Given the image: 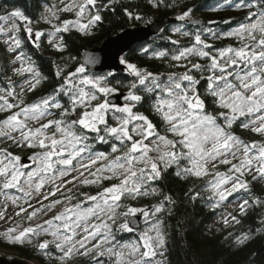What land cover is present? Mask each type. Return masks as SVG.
<instances>
[{
  "label": "snow or ice",
  "instance_id": "6c2138e0",
  "mask_svg": "<svg viewBox=\"0 0 264 264\" xmlns=\"http://www.w3.org/2000/svg\"><path fill=\"white\" fill-rule=\"evenodd\" d=\"M119 2L60 0V6L47 7L40 18L51 27L48 45L65 52L68 37L64 34L91 36L103 24L104 13H115ZM152 6L159 7V0H153ZM229 7L244 12V18L227 33L203 25L195 32L174 27L172 36L164 37L174 47H140L141 55L164 63L166 71L118 56L126 78H117L111 71L97 75L88 66L102 60L89 56L77 63L69 55L63 66L56 64V86L31 104L23 99L11 102L18 97L9 78V86L0 88V112L10 113L0 120V137L33 150L28 159L34 167L0 149V195L15 205L36 193L42 196L37 200L40 206L24 199L27 207L17 205L15 215L28 221L51 216L35 226H9L0 237L11 244L32 245L52 264H71L77 256L92 264H168L167 233L159 214L171 213L176 201L166 190L167 181H204L193 184L184 195L195 202L203 198L202 191L207 193L213 210L239 194L238 213L229 214L230 220L225 217V226L240 224L238 217L248 215L250 208H264V195H257L251 186L264 183V0H243ZM192 11H183L176 20L199 23L190 20ZM61 13H71L75 19H62ZM123 15L143 20L129 7H123ZM5 20L21 22L34 46H41L45 33L34 32L23 12L0 16V21ZM20 30L15 22L8 29L0 27V34L7 37V52L14 54L12 63L20 62L14 75L31 76L21 86L22 95L25 87L35 92L47 77L31 57L17 52L22 44L16 35ZM177 34L188 42L172 38ZM225 38H235L237 46L209 42ZM237 130L259 139H242ZM99 145H106V150L100 151ZM48 184L52 187L42 193ZM87 186L100 190L79 191ZM12 189L23 197L12 196ZM141 198L155 203L147 208L134 206ZM5 213L6 208L0 211V220L7 219ZM139 216L144 218L143 229L136 226ZM133 232L138 233L137 239L121 242L120 233ZM259 234H264V213L254 231L242 232L233 243L244 246Z\"/></svg>",
  "mask_w": 264,
  "mask_h": 264
},
{
  "label": "trees",
  "instance_id": "16d2710c",
  "mask_svg": "<svg viewBox=\"0 0 264 264\" xmlns=\"http://www.w3.org/2000/svg\"><path fill=\"white\" fill-rule=\"evenodd\" d=\"M152 2L153 0H120L116 5L117 11L115 13L105 12L103 24L94 29L91 36L83 37L75 32L70 35L64 34L68 37V48L63 53H58L52 49L44 38L40 41L41 46L39 48L35 47L21 29L19 36L22 44L19 50L23 51L26 56L31 57L36 69L41 72L42 76L47 77L37 86L35 92H25L23 101L26 104H31L38 100L40 96L47 95L58 83L55 76L56 64L63 66L69 55L76 57L77 63H81V56L84 52L99 48L104 41L126 30L147 27L157 20H173L159 34L146 42L133 46L123 55L127 56L131 62L138 64V66L166 71L164 63L150 60L146 55H141L139 52L140 47L151 46L157 50L174 47L168 40L164 39V37L172 36L171 30L174 27H181L182 31L195 32L203 25L211 28L214 32L223 34L238 27L244 18V12L229 7V5H234L237 2L243 3V0H159V7H153ZM51 5L52 0H0V16H6L14 10H19L29 17L31 25L36 30H44L47 25L43 23L40 17L44 7ZM123 7H129L134 13L142 15L143 20H129L123 15ZM188 9L193 10L190 20L199 23L193 24L190 21L176 20L177 15ZM61 17L73 18L70 13H62ZM149 20L151 22L147 23ZM209 21H215L216 23L210 24ZM224 21H229V23H224ZM172 38H179L183 44L188 42V38L180 37L178 34ZM209 42L219 47L237 46L235 38ZM61 56L65 57L64 61L60 59ZM8 57V52L0 45V88H7L9 78H11L12 85L16 90L24 77L14 75V72L10 70L12 63L8 60ZM115 76L126 78L127 73L115 74ZM7 115V113H0V120L5 119ZM237 134L241 135L242 139H248L250 136L259 139V137H255L244 130H237ZM10 144V142H0V149H6L8 152L22 157L29 155L31 151V149L13 147ZM97 147L100 151L107 148L106 145ZM221 170H223V167H221ZM193 184L200 186L204 184V181L192 180L185 183L172 179L166 182V190L170 191L176 201V204L172 206L171 213L159 214L167 233L166 258L168 264H264V234L253 236L244 246H237L233 243L235 236L240 235L242 232H248L249 229L255 230L260 215L264 213V208H250L248 215L238 217L241 221L240 224L234 223L223 229L218 228L213 225L212 221L225 211L226 206L239 200V194L236 197H230L229 201L213 210L208 207L210 202L206 199L207 193L203 191L201 192L203 198L195 202L185 197L184 193ZM251 186L257 195H264V187L261 189L260 184L252 182ZM98 190L100 189L97 187H81L79 189V191L91 194H95ZM244 195L247 196V194ZM152 203H155V200L151 198H141L139 201L133 202L134 206L145 208ZM229 233H232V236H229ZM119 235L122 238L121 242L138 238L137 234L133 233H120ZM0 247L16 252L23 262L33 261L36 264H52L50 258L35 251L30 244L4 245L0 241ZM71 264H92V261L77 256L74 257Z\"/></svg>",
  "mask_w": 264,
  "mask_h": 264
},
{
  "label": "rangeland",
  "instance_id": "374dc122",
  "mask_svg": "<svg viewBox=\"0 0 264 264\" xmlns=\"http://www.w3.org/2000/svg\"><path fill=\"white\" fill-rule=\"evenodd\" d=\"M65 2H68V0H65ZM52 5L60 6V0H52ZM48 7H50V6H48ZM46 8L47 7H44L43 13H44V11H45ZM71 15H72L73 18H70V19H75L74 15L73 14H71ZM13 22L17 23L20 26V29H23L24 25L21 22H19L18 20L17 21H13V20L0 21V27H3L5 29H8V28L11 27V24ZM30 26L33 28V31L34 32L35 31H42V32H44L45 35L42 36L41 39L44 38L47 41V34H48V32L51 31L50 25H47V28L44 29V30H36L31 24H30ZM19 33H20V31L18 33H16V35L20 38ZM25 36L27 38H29L30 42H32V39L27 35V33H25ZM5 39H7V37L4 36V35H2V34H0V45L3 47V49H5L7 51V45L4 43V40ZM19 51L20 50L18 49L17 52H19ZM8 54H9L8 60L12 63L13 58H14V54L9 53V52H8ZM17 67H20V62H16L15 64L12 63L11 66H10V70L13 71V69L14 68H17ZM124 73H126V71H124ZM23 77L24 78L20 81L19 85L17 86V89L15 90L18 98L12 100L11 102H13V103H19L20 102V99H23V95L25 94V92H27L26 87H25V91L21 95V86L23 85V83H24L25 80L31 79V76L29 74H25ZM0 94H2V93H0ZM119 102L120 101H117L116 103H119ZM13 111H15V109ZM0 113L10 114L8 112H0ZM29 126L30 127L33 126V123L31 121L29 122ZM13 135H18V133H14ZM0 142H2V143L10 142L11 143L10 145H12L13 147H17L11 140H8L6 137H0ZM32 152H33V150H31L30 153H29V155H27L25 157L20 156L22 163H24L26 165H32V161H30L28 159V156H30L32 154ZM2 158H3V156H2V154H0V159H2ZM32 166L34 167V165H32ZM23 170L24 171H27L29 169H23ZM73 175H75V173H73ZM85 175H87V173H85ZM57 183H59V181H57ZM110 183H112V182L111 181H105L104 182V184H110ZM51 187H52L51 184L46 185L44 187V189H42V193H47L50 190ZM87 187L89 188V187H96V186H87ZM87 187H84V188H87ZM260 187H261V189H263L264 183H261L260 184ZM9 193L12 196L23 197V194L20 193V192H17L15 189L9 190ZM58 195L59 194H57V196ZM24 199H28L29 202L32 205H34L36 207H39L40 205L37 204V200L42 199V196H38L36 193H33L32 197H30V198H22L21 200L17 201V204L14 205L12 203V201L6 200L3 195H0V211H5V208H6V213L5 214H6V217H7L6 220H0V232H4L6 230V228L9 227V226L15 227L17 223L20 225L21 228L28 227V226H35V224L42 223L43 220H45V219H47V218H49L51 216V213H48L47 216L38 215L37 217L33 218L32 221H28L26 218H24L23 215L16 216L15 215V212L19 211V208L17 207V205H23L24 207H27V204H24ZM237 201L234 202V203H232V204H230V205H228V206H226L224 208L225 211L222 214H220L219 216H217L212 221V223H213L214 226L223 229L225 227H228V226H231V225L234 224V223L230 222L227 226H225V224H224V218L225 217H228L229 220H230V215L229 214L236 215L238 213ZM44 203H48V201H44ZM58 209H59V206H58ZM28 210L31 211L32 209L29 208ZM139 217L141 218L140 219V227L139 228L140 229H143V227L145 226L144 225V218L142 216H139ZM133 234H137V237H138V233L133 232ZM49 239H50V237H49ZM0 241L2 243H4V245H14V244L9 243L3 237H0ZM25 244H27V243H25ZM18 245H20V244H18ZM0 258L1 259H5L8 262L15 261V260H18V261L23 262L22 258L19 257L16 252L11 251V250H8L6 248H1V247H0ZM23 263L24 264H36L33 261H27V262H23Z\"/></svg>",
  "mask_w": 264,
  "mask_h": 264
},
{
  "label": "water",
  "instance_id": "95a60500",
  "mask_svg": "<svg viewBox=\"0 0 264 264\" xmlns=\"http://www.w3.org/2000/svg\"><path fill=\"white\" fill-rule=\"evenodd\" d=\"M173 20L162 19L157 20L147 27H140L137 29L126 30L119 35L110 38L102 43V45L94 50L86 51L81 56V63H84L89 56H95L103 63H97L96 65H89L91 72L93 73H105L108 71L114 74H123L124 68L119 64L118 56L126 54L133 46L146 42L152 37L156 36ZM113 103H116L115 98H111ZM140 217L137 219L136 226L140 227ZM0 264H24L21 261L15 260L8 262L5 259L0 258Z\"/></svg>",
  "mask_w": 264,
  "mask_h": 264
}]
</instances>
